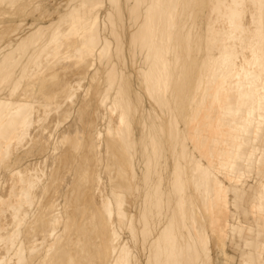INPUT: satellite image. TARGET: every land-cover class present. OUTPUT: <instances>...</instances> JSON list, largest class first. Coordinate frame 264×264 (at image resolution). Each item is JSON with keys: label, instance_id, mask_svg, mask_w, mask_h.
<instances>
[{"label": "bare ground", "instance_id": "bare-ground-1", "mask_svg": "<svg viewBox=\"0 0 264 264\" xmlns=\"http://www.w3.org/2000/svg\"><path fill=\"white\" fill-rule=\"evenodd\" d=\"M0 264H264V0H0Z\"/></svg>", "mask_w": 264, "mask_h": 264}, {"label": "rangeland", "instance_id": "rangeland-1", "mask_svg": "<svg viewBox=\"0 0 264 264\" xmlns=\"http://www.w3.org/2000/svg\"><path fill=\"white\" fill-rule=\"evenodd\" d=\"M41 1H45L46 2V0H41ZM47 2H51V0H47Z\"/></svg>", "mask_w": 264, "mask_h": 264}]
</instances>
